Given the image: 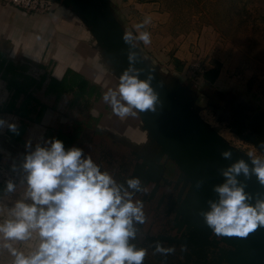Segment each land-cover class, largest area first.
I'll return each mask as SVG.
<instances>
[{
	"label": "clouds",
	"instance_id": "9594fccd",
	"mask_svg": "<svg viewBox=\"0 0 264 264\" xmlns=\"http://www.w3.org/2000/svg\"><path fill=\"white\" fill-rule=\"evenodd\" d=\"M150 23L151 18L146 17L135 27L141 29ZM137 38L145 46L152 42L149 31H140ZM123 39L131 41L132 34L126 32ZM134 72L131 67L125 70L117 89L106 90L102 97L120 119L153 109L157 100L150 86L152 76L140 80ZM5 125L19 135L16 122L0 118V128ZM46 143L50 146L37 144L25 154L24 196L0 222V249L11 255L9 264H143L147 250L129 242L136 237L134 222L145 219L143 202L134 200L133 192L122 191L123 186L109 172L101 171L90 155L85 157L82 148L65 149L56 137ZM26 147H31L30 141ZM260 148L264 149V142ZM222 155L231 158L230 151ZM251 163V170L243 159L233 163L223 171L225 183L215 187L219 201L210 202V211L203 215L217 235L247 237L264 227V199L249 204V195L236 179L241 173L245 177L251 173L264 185V159L252 157ZM126 183L129 189L142 190L139 178H129ZM16 187L12 180L6 181L8 193ZM34 234L37 242L28 252L14 247L31 241ZM156 251L172 249L157 244Z\"/></svg>",
	"mask_w": 264,
	"mask_h": 264
},
{
	"label": "water",
	"instance_id": "95a60500",
	"mask_svg": "<svg viewBox=\"0 0 264 264\" xmlns=\"http://www.w3.org/2000/svg\"><path fill=\"white\" fill-rule=\"evenodd\" d=\"M53 1L56 8L68 12L87 32L93 51L92 62L105 76L91 75V82L115 90L119 77L130 67L136 70L132 74H138L140 80L152 76L150 86L157 95L154 108L125 118L122 130L138 133L137 143L145 152L153 153L158 160L165 156L174 163L178 176L176 185L183 183L180 204L175 210L179 230L186 226L200 235L201 241L209 243L215 233L203 214L210 211V202L219 201L215 187L225 183L223 171L241 159L251 170V159L256 156L250 157L248 151L227 139L206 119L203 111L214 109L220 121L223 113L228 117L225 121L230 123V131L264 153L260 148V143L264 142V109L235 91L211 87L207 79L189 78L185 73L166 68L139 43L114 0ZM126 32L132 34L129 42L123 39ZM231 116L240 124L248 119V124L238 130L236 122L229 119ZM224 151L231 152L230 159L223 157ZM236 179L249 195V204L255 205L264 199V185L255 174L245 177L241 173ZM214 237V246L218 243L223 246L210 264H264V227L247 237L217 234Z\"/></svg>",
	"mask_w": 264,
	"mask_h": 264
},
{
	"label": "flooded vegetation",
	"instance_id": "af4514ba",
	"mask_svg": "<svg viewBox=\"0 0 264 264\" xmlns=\"http://www.w3.org/2000/svg\"><path fill=\"white\" fill-rule=\"evenodd\" d=\"M3 51L0 50V106L8 104L10 94L5 91L9 81L16 79L23 82L26 89L16 106L22 103L34 105L33 97L42 103L39 110L34 109L28 116L8 111L2 113L1 118L6 121L16 122L18 126L21 122L26 123L21 135L7 131L6 125L0 128V141L9 145L12 157L24 159L37 144L49 147L46 140L50 137L61 139L65 149L82 148L85 157L90 155L101 171L109 172L117 184L123 186L122 191L133 192V199L143 202L145 219L142 223L134 222L136 237L129 241L137 248L147 250L143 264H210L217 259L223 243L214 246L215 234L210 236L209 243H205L186 226L179 230L175 210L180 204L183 183L176 185V166L165 156L158 160L153 153L145 152L137 143L138 133L122 130L124 119L115 116L110 105H102V86L73 70H68L61 79L50 72H28L26 62H21L20 57L7 60ZM222 118L228 119L223 113ZM229 119L236 122L238 130L249 121L246 119L240 124L232 116ZM29 141L31 147H26ZM3 156L0 151V161ZM132 177L141 181V191L128 188L126 181ZM157 244L172 251L157 252Z\"/></svg>",
	"mask_w": 264,
	"mask_h": 264
},
{
	"label": "rangeland",
	"instance_id": "374dc122",
	"mask_svg": "<svg viewBox=\"0 0 264 264\" xmlns=\"http://www.w3.org/2000/svg\"><path fill=\"white\" fill-rule=\"evenodd\" d=\"M161 1L169 14L162 31L171 38L170 49L176 47L179 34L199 36V52L186 68L190 63H199L201 80L207 79L213 88L235 91L264 109V0ZM184 73L189 75L186 70ZM203 115L232 143L264 159V153L230 131V123L223 118L220 121L214 109H205ZM9 148L4 140L0 141V151L4 154L0 161V178L12 180L17 187L15 192L0 196V222L7 218L15 202L23 198L26 188L24 159L12 157ZM36 242L34 234L31 241L16 243L14 247L28 252ZM11 259L6 249H0V264H9Z\"/></svg>",
	"mask_w": 264,
	"mask_h": 264
},
{
	"label": "crops",
	"instance_id": "0c3cea01",
	"mask_svg": "<svg viewBox=\"0 0 264 264\" xmlns=\"http://www.w3.org/2000/svg\"><path fill=\"white\" fill-rule=\"evenodd\" d=\"M114 3L137 40L140 31L151 33L150 45L138 41L153 58L172 71L184 73L186 65L199 52L198 34H179L176 47L170 49L171 38L162 31L169 14L161 0H114ZM146 17L151 18V23L137 29L135 25ZM87 39L80 23L60 7L40 15L0 0V50H4L7 60L20 57L21 62L29 65L28 72H50L58 79L68 70L80 72L88 79L91 75L104 76L92 62L93 51ZM106 90L104 86L103 94ZM105 104L109 105L102 99V105Z\"/></svg>",
	"mask_w": 264,
	"mask_h": 264
},
{
	"label": "trees",
	"instance_id": "16d2710c",
	"mask_svg": "<svg viewBox=\"0 0 264 264\" xmlns=\"http://www.w3.org/2000/svg\"><path fill=\"white\" fill-rule=\"evenodd\" d=\"M1 65H3V63ZM211 72H212V70H211ZM209 73H210V71H209ZM210 74H212V73H210ZM8 84L9 85H8L7 91H5V93L10 94V98H9L10 100H9L8 104H6L5 106H0V118L2 117V113H4V111H8L9 113L15 112V113H19V114L28 116L30 112L34 111V109L39 110V106L42 105V103L36 97H33L34 103L33 102L32 103L34 105H32V106L27 105V103H24V104L22 103V105L16 106L17 100L20 99L24 94H26L25 93L26 89L23 85L24 83L23 82L20 83L19 79H16L13 81H9ZM25 126H26L25 122H21V125L18 126L20 135L24 131ZM6 130L9 131L7 128H6ZM6 193H7V191H6V179L0 178V196H3Z\"/></svg>",
	"mask_w": 264,
	"mask_h": 264
},
{
	"label": "built area",
	"instance_id": "2783aa9c",
	"mask_svg": "<svg viewBox=\"0 0 264 264\" xmlns=\"http://www.w3.org/2000/svg\"><path fill=\"white\" fill-rule=\"evenodd\" d=\"M6 2L25 11L40 15L48 14L56 8L53 0H6ZM186 71L192 77H199L202 73L200 64L197 62L190 63Z\"/></svg>",
	"mask_w": 264,
	"mask_h": 264
}]
</instances>
